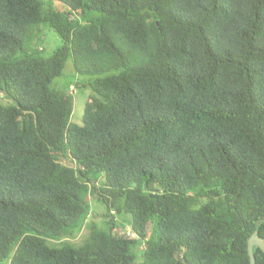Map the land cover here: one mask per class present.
<instances>
[{"label": "trees", "instance_id": "1", "mask_svg": "<svg viewBox=\"0 0 264 264\" xmlns=\"http://www.w3.org/2000/svg\"><path fill=\"white\" fill-rule=\"evenodd\" d=\"M58 1L0 0V263L251 264L264 0ZM70 58L91 89L76 126L54 85Z\"/></svg>", "mask_w": 264, "mask_h": 264}, {"label": "rangeland", "instance_id": "2", "mask_svg": "<svg viewBox=\"0 0 264 264\" xmlns=\"http://www.w3.org/2000/svg\"><path fill=\"white\" fill-rule=\"evenodd\" d=\"M47 8L51 7L54 9H62L63 4L60 3L58 0H42ZM63 41L61 37L54 32L52 29L43 26L41 30V37L36 39L30 43L31 49H40L42 50V56L50 57L54 53V51L61 47ZM88 77L79 75L74 66V62L72 58L66 64L64 73L61 77L54 80V85L57 88L65 89V90H72L73 88V95H74V114L72 116L71 122L73 125H80L82 124V117L84 112L86 111V104L89 100V95L91 93L90 87H81V85L86 82ZM0 100L3 102H7L6 98L0 95ZM94 214H92L93 216ZM128 216H116V222L121 223L122 227L118 230V232H128L131 227L127 223L129 222ZM87 233V228H84L79 234L69 239L71 242L75 244H79L82 242L83 238ZM141 249V248H140ZM0 264H10V262H4Z\"/></svg>", "mask_w": 264, "mask_h": 264}, {"label": "water", "instance_id": "3", "mask_svg": "<svg viewBox=\"0 0 264 264\" xmlns=\"http://www.w3.org/2000/svg\"><path fill=\"white\" fill-rule=\"evenodd\" d=\"M258 247L261 250L264 251V238L254 234L248 242V252L250 256V262L251 264H256L255 254H254V248Z\"/></svg>", "mask_w": 264, "mask_h": 264}, {"label": "built area", "instance_id": "4", "mask_svg": "<svg viewBox=\"0 0 264 264\" xmlns=\"http://www.w3.org/2000/svg\"><path fill=\"white\" fill-rule=\"evenodd\" d=\"M72 91H73V88H72ZM129 235L133 236V233H132V230L130 229L128 232H127Z\"/></svg>", "mask_w": 264, "mask_h": 264}]
</instances>
